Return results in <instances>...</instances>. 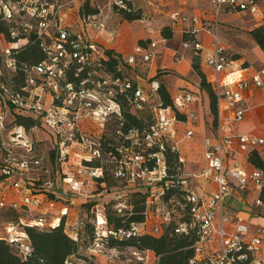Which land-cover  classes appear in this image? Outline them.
I'll list each match as a JSON object with an SVG mask.
<instances>
[{
    "label": "built area",
    "instance_id": "2783aa9c",
    "mask_svg": "<svg viewBox=\"0 0 264 264\" xmlns=\"http://www.w3.org/2000/svg\"><path fill=\"white\" fill-rule=\"evenodd\" d=\"M72 3L73 0H0V21L9 24V41L0 35L7 44L0 54V173L4 181H8L6 187L19 194V200L7 202L0 199V214L6 208L29 212L37 209L42 201L37 191L26 185L23 177L26 173L45 169L42 158L31 156L32 136L28 133L34 127L26 130L22 126H15L17 115L34 118L37 126L46 129L56 139L59 161L68 155V145H78L85 152L88 162L100 158V140L105 124L111 118H120V100L135 112L148 109L153 113L154 123L141 132L129 130L123 134L118 131L122 144L116 148L117 154L108 153V156L115 164L116 179L135 183L146 177L151 182L149 185L159 187L148 193V207L151 202L162 201L169 186L164 151L169 147L171 152H177L176 146L169 143L174 134L173 126L177 122L173 110L161 105L156 80L142 87L131 77L108 76L95 70V67L92 68L105 56L95 44L89 43L65 25L64 12ZM111 5L119 14L136 11L134 0H112ZM211 6L212 10L202 17L189 18L180 12H174L170 15V20L173 24L189 23L192 26L189 31L184 32L191 37L182 41V48L185 50H201L202 45L196 40V35H209L211 43L205 64L216 76V83L212 87L217 99V109L219 101L225 99L232 115L231 122L240 123L248 111L245 92L251 84L258 88L264 86V69L255 70L249 78L242 75L245 69H232V59L228 57L220 37V17L223 13L255 14L258 10L257 0H211ZM79 16L84 27L97 24L99 30L104 28L98 13ZM51 28L54 29L53 34L47 35ZM147 31H151L150 27ZM32 33L40 39L45 59L35 66L26 67L22 71L23 80L16 81L13 78L17 72L14 50L23 47ZM155 48V41L136 45L123 61L131 70L150 64ZM224 71L227 73L222 80L219 76ZM70 72L76 79L75 82L67 80ZM82 72L86 74L80 76ZM229 76L234 77L228 79ZM180 98L182 102L174 106L177 111L178 106L188 104L193 99L191 94H184ZM7 115H11L12 121L7 122ZM91 119L100 127L98 135H90L81 127ZM8 124L14 126L12 134L8 133ZM191 136V131L185 133L186 138ZM262 144L264 139L255 135H227L219 126L211 136L204 138L205 166L200 173L191 177L205 184L214 183L215 189L204 195H198L189 189L185 197L183 207L189 206L193 219L191 227H195L196 235L190 264L195 261L204 264H264V225H251L252 218H264V195L260 194L253 200L249 215L230 211L237 194L247 188L260 193L264 189V171L254 168L247 172L243 167V160L248 161L249 153ZM147 158L153 160L151 170L144 165ZM183 161L178 156L180 165ZM99 171V168L86 165L80 166L77 174L80 176L87 173L90 178H98L101 176ZM188 179L191 178L181 176L179 185L186 188ZM70 180L71 190L79 192L82 181L73 177ZM47 185L51 187V184ZM156 218L157 221L150 224L146 216L143 223L132 225L127 231H119L118 235L125 238L145 232L160 235L163 226L171 222V215L164 204L156 210ZM21 222L24 223L22 219ZM102 222H97L96 225H104L105 220L102 219ZM27 224L38 229L55 226V223L47 222L41 214L32 217ZM16 227L19 228L11 222L5 223L4 236L0 238L15 243L19 252L28 254L30 248L27 237L23 231H16ZM185 229V224H181L179 230L184 232ZM73 231L74 228L71 227L68 232L76 237ZM141 254L143 255L138 252L136 259L142 262L146 257H139Z\"/></svg>",
    "mask_w": 264,
    "mask_h": 264
},
{
    "label": "rangeland",
    "instance_id": "374dc122",
    "mask_svg": "<svg viewBox=\"0 0 264 264\" xmlns=\"http://www.w3.org/2000/svg\"><path fill=\"white\" fill-rule=\"evenodd\" d=\"M86 1L85 3H88ZM257 1L260 5V9L264 10V0ZM100 4H102L103 8L101 10H103L104 13H109L104 14L98 9H96L97 13L99 14V20L104 26V28H102L101 30H105L108 25L109 31L111 33V28H113V26L117 22L120 23L123 21L122 14L115 12V8L113 7V5H111L112 0H110L109 7L105 6L106 0H101ZM156 5L159 9H166V13L169 12L168 9H189L190 11H193L194 9H200L203 11L206 10L207 13L212 10V6L210 7L211 0H157ZM135 9L137 10V6H135ZM80 11L81 12L79 14H85V10ZM139 13L141 15V12ZM110 14H113L115 17L112 18ZM167 17V15H159L157 21L152 26L155 32L158 31L160 35L164 27H171V24L169 25V20ZM235 17L236 20L227 19L224 22V28L221 32L222 40H224L223 43L227 49L226 51L230 59L240 58L241 61H247V57L245 54H251L253 50V45L251 44L252 39L249 35V31H251V29H254L252 28V25L255 23V21L251 17H246L242 15ZM136 27H138V24L136 25ZM53 32L54 29L51 28L47 32V35H51L53 34ZM165 40L167 42H160L157 45L158 49L164 52L163 47L167 46L174 48L175 51L180 50V41L177 36L173 37V32L171 34V38ZM140 44L141 42H138L137 45ZM6 46V41L3 39L2 36H0V54L3 52ZM102 51H104V49H102ZM155 52L158 53L157 50ZM175 55L178 57L175 56L174 59L180 57L179 53ZM161 59L162 54L158 57L156 61H159ZM194 60L195 59L193 58L192 61ZM162 71L163 70H156L155 72H150L149 64H145L139 66L138 68L136 67L133 70L127 67L124 70V74L126 75V77L133 78L135 83H138L140 86L143 87L144 85H147L148 82L156 80L153 79L156 74H164V72ZM120 111H122V107L120 108ZM128 112L135 114L137 117L143 118V124L145 125H148L151 122L152 124L154 123L153 113L148 109L142 112H135L131 108L129 109L128 107ZM208 117L209 119L212 118L211 112ZM110 120H113V118L109 119L105 124L104 132L106 133V128L108 125V136L112 137L115 124L113 123V121L110 122ZM183 120V118H176L177 122ZM10 121H12L11 115H7V122ZM211 125H214L213 118L211 122L210 120L205 121V128L207 130L211 129ZM81 127L82 129L84 128L86 131H88L87 133L90 135H98L100 130V127L93 119L89 120L86 125L82 124ZM13 128V124H8V133L12 134ZM181 128H183L182 125L180 126V129ZM28 134H31L32 136L31 156H37L42 158L45 169L42 171L37 170L26 173L23 177L25 178L26 185L28 187H33V189L37 191L39 197L42 198V201L37 209H33L29 212H24L20 210H14L15 212H8L9 208L3 210L0 214V236H4L3 225L7 222H11L16 225L18 218H21L24 223H27L32 217L41 214L44 215L47 222L55 223V225H57L59 223L60 218L64 216L66 223V231H69L72 227L74 228L73 233L79 234L78 250L73 256L69 258V264H154L155 256H151L150 253L152 252L150 251L140 252L143 253V255H139V257H146V259L141 262L136 259L139 251H136L130 247L110 248L106 244H104L105 247H102L101 245H96L93 248L90 247L94 243V238L92 237H95L96 234L106 233L105 224L102 226L96 225L97 222L101 223L102 219L105 220L104 215L112 213H115L120 216L128 215L132 211L133 202L140 199L139 196H136V194H134L136 191L149 193L150 191H154L159 187L155 184L149 185L148 183L151 182L148 181L146 177H143L135 183H128L122 180L115 181L111 176L112 174L114 175L115 169L113 164H111L112 162H110L111 157L104 155L101 152L99 161L100 165L104 167L103 170L105 171V174L103 176L106 179V183H97V178H90L87 173H83L82 175L78 176L77 170L80 168V166H86L85 152L81 150L78 145H68V147L66 148V150L68 151V155H66L64 158H62L61 161H59L57 157L58 147L55 141L56 139H54L53 136L46 129L42 128L41 126H37L34 127L33 130H30ZM200 140L201 137L196 134L195 138L188 141V144H193L192 148H188L186 144L180 147L181 144L179 143L178 148L180 147V149L178 151H180L182 155H184V161L181 164L182 176L186 175L187 172L198 171V160L201 156ZM178 151L177 154L178 156H180ZM51 152L54 153V157L50 156ZM259 156L262 160H264V158H262L264 157V151H262ZM99 169L100 171L98 173L102 176V169ZM169 171L170 174H173V171H176V164L172 163L169 168ZM191 176V179H188L189 182H187L188 185L186 186V190L191 189V191L197 192L198 195H204L205 192L199 191V189H197L195 183V181L197 180H194ZM72 177L78 178L82 181V185L81 188H79V192H75L70 188V179ZM47 183L51 184L50 188L48 187ZM6 185H8V181H4V178L0 173V189L5 188L4 191H0V199H4L7 202L11 200H19V194H17L14 190L10 188L8 189V186L6 187ZM9 194L12 196H10ZM146 203H149V201ZM163 203V199L162 201H155L154 203L151 202L148 207L149 210H147L148 223L153 224L155 221H157L156 210L158 209V207L163 205ZM165 204L166 209L171 215V221H174V223L180 222L181 219L184 217L183 203H180L176 198H173L171 202H166ZM14 213L16 217H14ZM15 230L22 232V229L20 227H16Z\"/></svg>",
    "mask_w": 264,
    "mask_h": 264
},
{
    "label": "trees",
    "instance_id": "16d2710c",
    "mask_svg": "<svg viewBox=\"0 0 264 264\" xmlns=\"http://www.w3.org/2000/svg\"><path fill=\"white\" fill-rule=\"evenodd\" d=\"M17 1V0H12ZM86 1V0H85ZM82 4V11L85 10V14H95L96 9H92L88 3ZM88 2V1H86ZM81 12V11H80ZM122 14V13H120ZM141 15L138 10L131 14H122V19L126 21L138 20ZM8 27L9 24L0 21V35H3L6 41L8 39ZM172 34L171 27H164L161 35L164 39H170ZM250 37L257 44L260 49H264V23L257 26L256 28L249 31ZM191 39L187 33H183V40ZM105 58L97 62L95 70L102 71L103 74L108 76H118L123 75L125 68L130 67L124 63L123 58L118 53L111 49H106L103 51ZM13 57L17 63V72L13 75L16 81L23 80L22 71L26 67H31L39 64L45 59V54L40 47V39L36 34L32 33L28 36L27 43L14 50ZM121 70H118V69ZM192 69L199 78L200 89L205 91L209 98V107L211 114L213 116L214 124L217 121V99L215 91L209 81L206 80L204 74L201 72L199 65L196 61L192 63ZM86 72H82L80 76H84ZM159 74H156L153 79H156ZM68 81L75 82V78L72 72L68 74ZM158 96L163 107H170L174 110L176 118H183L173 105L172 98L165 88V86L159 82ZM122 107L121 116L119 119L110 120L115 124L112 137L108 136V125L107 131L104 132L100 140L101 153L108 156V153H116V148L122 144V140L117 135V131L126 134L129 130L143 131L148 129L152 122L148 125L143 124V118L137 117L135 114L128 112V106L122 100H120ZM127 109V110H126ZM15 126H22L24 129L28 130L37 126V120L32 117H24L17 115L14 120ZM54 153L51 152V157H54ZM100 158L93 159L92 161H86L85 164L92 168H101L102 176L96 179L97 183L104 184L106 179L104 178L105 171L104 167L100 165ZM115 167L114 162L110 159ZM248 162L254 166L256 169L264 171V160L261 159L256 151L249 153ZM164 163L166 166V173L168 176L169 186L165 190V195L163 197V204L166 206V202H171L173 198H176L180 203H185V197L189 193L186 188L179 185L178 181L181 178V165L178 163L177 152H171L170 148L164 151ZM176 164V171L170 174L169 168L171 164ZM145 167L149 170L153 167V160L147 158ZM115 181H120L116 179L114 175H111ZM262 195H264V189H262ZM134 194L139 196L140 199L136 200L132 204V211L128 215H117L115 213L104 215L105 219V234H96L93 240V244L90 248L96 245H101L105 247L104 244L110 248L117 247H130L136 251H150L155 256L154 264H190L189 261L193 258V245L196 241L195 227L192 226V216L189 211V206L185 205L183 207V218L180 222L174 223V221L169 222L163 226V231L160 235H154L148 232L140 233L135 236L125 238L118 235L119 231H127L132 225H138L145 221L147 216V206L146 198L148 193H143L136 191ZM8 212H15L9 210ZM14 217H16L14 213ZM18 218V217H17ZM10 223V222H7ZM185 224L186 229L184 232L179 230L181 224ZM65 217L62 216L60 221L54 227H48L44 229L35 228L27 223H22L21 218H18L16 225L22 229L27 237V244L30 248V253L23 254L19 252L16 244L9 242L0 238V264H69L68 260L73 256L79 245V234L76 237L72 236L68 231H66ZM113 232L115 234H110ZM108 241V242H107ZM193 264H204L203 262L195 261Z\"/></svg>",
    "mask_w": 264,
    "mask_h": 264
},
{
    "label": "crops",
    "instance_id": "0c3cea01",
    "mask_svg": "<svg viewBox=\"0 0 264 264\" xmlns=\"http://www.w3.org/2000/svg\"><path fill=\"white\" fill-rule=\"evenodd\" d=\"M84 1L85 0H73L71 6L67 7L64 12V23L70 28L71 31L81 35L83 39L87 40L89 43L95 44L99 49H111L121 55L123 58L132 53L133 48L138 44V42H141V45H144L149 41H155L156 48L153 51L154 57L152 62L149 64L150 72L163 70L162 72H164V74L159 75L156 80L158 81V83L160 82L165 86L172 98L174 106H177L182 102L180 97H182L184 94L192 95V101H190L188 104H183L181 107L178 106V111L180 114H182L184 120L178 121L173 126L174 134L173 137L169 140V143L171 145H175L178 151L184 144H186L188 148H192L193 144H188V141L195 138L196 134L201 137V156L198 160L199 169L197 172H187L186 175H184L185 177H190L191 175L198 174L204 168L205 162L202 157V142L205 137L211 136L214 133L217 126H219L221 131L227 135L252 134L261 139H264V86L258 88L251 84L248 90L245 92L248 111L243 121H241L240 123H232V115L226 105V101L225 99H221L219 101L217 109L216 125H211V129L209 130L205 128V121L210 120L211 122L213 116L211 119H209L208 117L211 112L209 107V98L206 92L200 89L199 78L192 69V63L194 61L197 62L201 72L204 74L206 80L209 81L211 85H214L216 83L215 74L205 64L207 53L210 50L211 38L206 33H198L196 35V40L201 43L202 49L198 51H195L193 49H182L183 33L185 31H189L192 26L189 23L173 24L170 21V15L174 12H180L182 13V15L189 18L193 16L202 17L207 13L206 10L203 11L200 9H194L193 11H190L189 9H168L169 12L166 13V9H159L157 7V0H134V6H137V10L141 12V18L130 22L126 20H123L120 23L117 22L113 26V28H111L112 32L110 33L108 25L105 30H99L97 28V24L90 27L82 26L78 12L80 11V9H82V4ZM87 1L89 3L88 5L92 9H98L100 12L104 13L103 10H101L103 9L102 4H100L101 0ZM257 5L258 10L255 14H249L248 12H237L232 14L223 13L220 17L221 40V32L224 28L223 24L227 19L236 20L235 16L241 15L251 17L255 21V23L252 25V28H256L257 26L264 23V10L260 9L258 1ZM105 6H110V0H108V3L106 0ZM104 14L109 13L106 12ZM161 14L168 16L167 18L169 20V25L171 24L173 37L177 36L181 44L179 51H175L174 48L167 46L163 47L164 52L158 49L157 45L160 42H167L161 37L160 33L158 31L155 32L154 28L152 27L157 21L158 16ZM110 15L112 18L115 17L113 14ZM137 24L138 27H136ZM148 27H150L151 29L150 32L147 31ZM223 42L224 40H222V43ZM251 44L253 45L252 53L245 54L247 57V61H241L240 58L232 59V69L235 71L239 69H245L242 72V75L245 78H249L257 69H264V49H260L253 41V39L251 41ZM156 50L158 51V53L155 52ZM177 53H179L180 55V60L174 59L175 54ZM161 54L162 59L156 61ZM193 58L195 59L194 61H192ZM226 73L227 71H224L222 74H220L219 78H222V80H224ZM233 77L229 76L228 79ZM262 80H264V77H262ZM181 125L183 126V128L180 129ZM187 131L192 132V137L190 139H187L185 137V133ZM179 143L181 145L178 148ZM255 151L260 155L261 152L264 151V144L258 146ZM178 152L180 157L184 159V155H182L180 151ZM238 154L240 157L243 156H241L240 153ZM243 167L247 172H251L255 168L245 160H243ZM195 183L199 191L211 192V190L215 189L214 183L205 184L201 180H197L195 181ZM260 194L262 193H260V191L258 190L247 188L240 194H237L238 196L234 197V200L232 201L230 207V211L234 212L235 214L239 213L245 216L249 215L253 200L260 196ZM251 225L253 227L257 225H264V218H252ZM150 254L151 256H154L153 253Z\"/></svg>",
    "mask_w": 264,
    "mask_h": 264
},
{
    "label": "bare ground",
    "instance_id": "6f19581e",
    "mask_svg": "<svg viewBox=\"0 0 264 264\" xmlns=\"http://www.w3.org/2000/svg\"><path fill=\"white\" fill-rule=\"evenodd\" d=\"M101 223H103V222H101Z\"/></svg>",
    "mask_w": 264,
    "mask_h": 264
}]
</instances>
